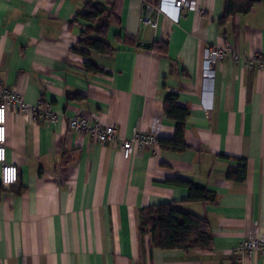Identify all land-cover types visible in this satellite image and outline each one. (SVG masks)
I'll use <instances>...</instances> for the list:
<instances>
[{
    "label": "crops",
    "instance_id": "crops-1",
    "mask_svg": "<svg viewBox=\"0 0 264 264\" xmlns=\"http://www.w3.org/2000/svg\"><path fill=\"white\" fill-rule=\"evenodd\" d=\"M86 1L0 0V88L29 104L48 101L58 114L47 122L7 111L6 156L18 180L0 199V264H264L236 249L250 231L264 235V67L248 65L264 58V0L224 25L225 0H192L180 10L158 0L159 12L153 0H115L107 35L115 51L89 57L98 73L71 50ZM145 13L156 26L142 21ZM159 42L166 53L153 49ZM224 45L239 60L208 70L206 48ZM166 92L189 110L184 151L157 143L125 159L120 143L67 128L69 117L85 114L121 138L156 123L159 137L171 138ZM237 158L246 160L242 182L225 178ZM177 176L213 191L215 201H187L185 188L164 183ZM164 202L208 221L211 251L151 247V235L138 232L139 210Z\"/></svg>",
    "mask_w": 264,
    "mask_h": 264
},
{
    "label": "trees",
    "instance_id": "trees-1",
    "mask_svg": "<svg viewBox=\"0 0 264 264\" xmlns=\"http://www.w3.org/2000/svg\"><path fill=\"white\" fill-rule=\"evenodd\" d=\"M262 0H225L224 11L219 19V24L224 25L229 17L245 14L251 7ZM115 0L104 2L87 0L81 13L77 14L73 22L83 26L76 47L71 50L86 58L82 63L83 69L88 73H98L103 70L90 60V53L111 55L115 48L107 41L111 19H115ZM152 5H158V0H153ZM121 38L118 37V40ZM130 42V39L123 38ZM153 49L159 53H166L165 42L155 43ZM69 100H79L80 96L70 95ZM163 113L175 123L174 135L171 138L159 137L157 143L162 149L170 151H184L189 146L184 141V127L189 115L187 107L178 104V95L166 92L163 99ZM236 166L230 167L225 178L242 182L246 178V160L237 158ZM165 184L185 188L187 201L214 202L215 193L204 186L196 185L180 176L166 179ZM6 187L0 183V199ZM138 232L151 235V247L161 250H199L211 251L213 240L210 234L208 221L195 214L184 211L174 202H164L143 207L139 210Z\"/></svg>",
    "mask_w": 264,
    "mask_h": 264
},
{
    "label": "built area",
    "instance_id": "built-area-1",
    "mask_svg": "<svg viewBox=\"0 0 264 264\" xmlns=\"http://www.w3.org/2000/svg\"><path fill=\"white\" fill-rule=\"evenodd\" d=\"M192 0H173V6L180 10L191 6ZM153 11L159 12V5H151ZM145 24L156 26V22L151 20L145 13L142 17ZM224 58L237 62L240 55L233 51L230 45L209 46L205 50L206 67L210 70L213 65ZM250 67H264V58H251ZM210 77L211 75L208 74ZM10 109H14L21 115L30 116L33 119H43L47 122H53L58 114L52 109L51 104L45 100H39L35 105L26 102L15 90L0 88V153L3 159H0V183L4 187L16 184L18 180V168L15 164L8 162L6 156V114ZM159 122V121H157ZM158 123L150 132H142L137 129L130 138H121L114 125L103 124L98 120L92 119L85 114H75L68 118L67 128L72 132L86 134L102 145H115L120 143L122 156L129 159L132 156L140 154V150L147 146L157 144L159 138ZM6 170H14V179L5 183ZM236 249L244 254H258L264 257V235H258L255 231H250L239 243Z\"/></svg>",
    "mask_w": 264,
    "mask_h": 264
},
{
    "label": "clouds",
    "instance_id": "clouds-1",
    "mask_svg": "<svg viewBox=\"0 0 264 264\" xmlns=\"http://www.w3.org/2000/svg\"><path fill=\"white\" fill-rule=\"evenodd\" d=\"M0 159H3L2 153H0ZM14 178V170H6L5 183L12 181Z\"/></svg>",
    "mask_w": 264,
    "mask_h": 264
},
{
    "label": "water",
    "instance_id": "water-1",
    "mask_svg": "<svg viewBox=\"0 0 264 264\" xmlns=\"http://www.w3.org/2000/svg\"><path fill=\"white\" fill-rule=\"evenodd\" d=\"M147 7V5H144L143 8L145 9ZM138 45H142L143 47H150L151 44L150 43H142V44H138Z\"/></svg>",
    "mask_w": 264,
    "mask_h": 264
}]
</instances>
